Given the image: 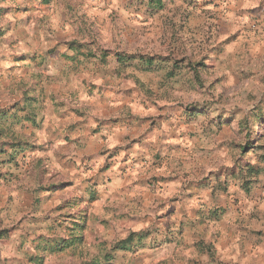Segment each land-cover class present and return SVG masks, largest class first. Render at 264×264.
<instances>
[{
  "label": "rangeland",
  "instance_id": "1",
  "mask_svg": "<svg viewBox=\"0 0 264 264\" xmlns=\"http://www.w3.org/2000/svg\"><path fill=\"white\" fill-rule=\"evenodd\" d=\"M149 1L0 0V264H264V0ZM209 79L224 122L156 144Z\"/></svg>",
  "mask_w": 264,
  "mask_h": 264
},
{
  "label": "clouds",
  "instance_id": "2",
  "mask_svg": "<svg viewBox=\"0 0 264 264\" xmlns=\"http://www.w3.org/2000/svg\"><path fill=\"white\" fill-rule=\"evenodd\" d=\"M192 72H188L185 76V80H189L193 77ZM208 83L210 79L205 83L204 88L197 87L195 90L189 89L187 84H183L184 92L187 94V100H171L170 103L184 104V107H179L174 109L166 118L165 123L168 125L167 128H162L157 132L155 143H165L167 141L160 139V133L163 132L166 135L175 132L177 135L183 134L188 137L195 144L199 141L200 137L208 130H214L217 125L223 123L219 117L221 115L228 116L229 113L223 112L224 108L231 107L228 103L227 98H221V93L223 89H209ZM193 100L199 101V103L193 104ZM150 101L146 100V104ZM191 104V107L188 105ZM230 162H234V159ZM195 167H199L196 165ZM191 173V179L196 178L195 168L186 169ZM210 180L215 182V179L210 177ZM79 194V193H77ZM220 193L216 194L215 198L220 197ZM225 196L228 193H224ZM212 200L208 196H205L203 201L200 202V207H211ZM196 205H189V207H194Z\"/></svg>",
  "mask_w": 264,
  "mask_h": 264
},
{
  "label": "trees",
  "instance_id": "3",
  "mask_svg": "<svg viewBox=\"0 0 264 264\" xmlns=\"http://www.w3.org/2000/svg\"><path fill=\"white\" fill-rule=\"evenodd\" d=\"M150 5H154V6H160V0H150L149 1ZM139 60V63L142 64V66H144V68L150 69L154 66H156L155 61L153 58H137ZM136 60L134 57L128 58V57H123V56H118L117 57V61L121 64H125L127 62ZM260 119H256L255 121H258ZM241 126H243V124H241ZM144 239L143 235L140 234H130L127 238L118 241L117 243L114 244L113 248H112V253L116 252V251H125L128 248H130V244L134 241L136 242H142V240ZM113 260V256L112 254H107L104 256L103 258V264H111ZM90 264H101L98 260H94L93 262H91Z\"/></svg>",
  "mask_w": 264,
  "mask_h": 264
}]
</instances>
